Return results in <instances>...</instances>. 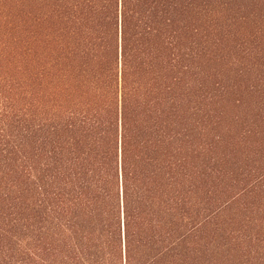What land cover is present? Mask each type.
I'll use <instances>...</instances> for the list:
<instances>
[{
    "label": "trees",
    "instance_id": "1",
    "mask_svg": "<svg viewBox=\"0 0 264 264\" xmlns=\"http://www.w3.org/2000/svg\"><path fill=\"white\" fill-rule=\"evenodd\" d=\"M187 61L188 0H0V264H195Z\"/></svg>",
    "mask_w": 264,
    "mask_h": 264
},
{
    "label": "rangeland",
    "instance_id": "2",
    "mask_svg": "<svg viewBox=\"0 0 264 264\" xmlns=\"http://www.w3.org/2000/svg\"><path fill=\"white\" fill-rule=\"evenodd\" d=\"M187 65L195 264H264V0H188Z\"/></svg>",
    "mask_w": 264,
    "mask_h": 264
}]
</instances>
